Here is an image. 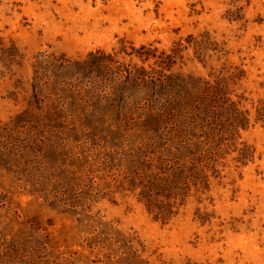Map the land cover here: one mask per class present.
<instances>
[{
	"label": "rangeland",
	"instance_id": "obj_1",
	"mask_svg": "<svg viewBox=\"0 0 264 264\" xmlns=\"http://www.w3.org/2000/svg\"><path fill=\"white\" fill-rule=\"evenodd\" d=\"M0 264H264V0H0Z\"/></svg>",
	"mask_w": 264,
	"mask_h": 264
},
{
	"label": "trees",
	"instance_id": "obj_2",
	"mask_svg": "<svg viewBox=\"0 0 264 264\" xmlns=\"http://www.w3.org/2000/svg\"><path fill=\"white\" fill-rule=\"evenodd\" d=\"M144 47H141L140 49H143ZM144 54L151 55L154 57V54H152L150 51H144ZM158 79V78H157ZM212 94L208 90L206 93H204V96L210 97ZM163 99V98H162ZM175 99H163V102H158V104L154 107V109L157 111V113L164 117L169 118L172 116H175L177 112V107L175 105ZM228 101V99H227ZM225 100V102L227 103ZM200 105H197L194 107V110L199 113V115L204 116L206 120H211L210 115V108L204 109ZM232 102L229 103V105L232 106ZM191 118L194 120L195 117L191 116ZM176 181L175 179V171L172 175H167L163 172H151L150 175H147L145 179V183L143 184V188L145 192L148 194L147 197H143L146 200L147 209L149 211L155 212L157 216H160L163 220L166 216H168L167 208L168 204L164 203L162 200L158 202L157 199H155L152 195L159 196L158 192L164 191L166 188H170V186L173 184V181ZM161 187L162 190H159ZM159 203V204H158Z\"/></svg>",
	"mask_w": 264,
	"mask_h": 264
}]
</instances>
